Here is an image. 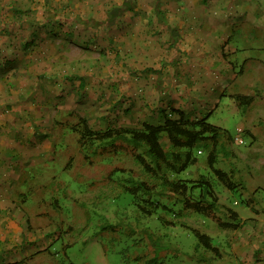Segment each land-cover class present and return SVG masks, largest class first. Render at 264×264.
Wrapping results in <instances>:
<instances>
[{"label": "rangeland", "instance_id": "obj_1", "mask_svg": "<svg viewBox=\"0 0 264 264\" xmlns=\"http://www.w3.org/2000/svg\"><path fill=\"white\" fill-rule=\"evenodd\" d=\"M208 4L0 0V63L12 62L0 75V157L14 160L16 155L1 148L16 144L30 153L38 151L41 163L54 161L14 185L11 206L27 212L35 233L41 229L46 236L40 241L36 234L26 244V227L22 243L10 234L6 249L23 257L44 251L25 264H146L151 259L160 264H233L221 261L230 254L226 246L236 239L235 231L219 226L231 220L227 209L243 218L258 216L264 223L262 43L248 40L253 49L239 51L232 62L230 55L210 51L205 47V14L207 8L218 7ZM68 32L74 42L66 40ZM34 35L38 46L26 50L24 44ZM236 96L254 97V102L243 105ZM170 105L193 119L211 115L210 122L227 132L215 167L239 184L237 191L216 179L207 148H200L197 164L179 176L186 181L205 177L212 184L220 208L209 218L172 204L165 195L161 199L179 214L159 210L146 215L124 192L130 178L151 183L131 148L122 143L116 149L98 148L87 159L71 131L81 118L97 131L108 126L140 129L145 122L159 125L160 110ZM238 128L244 130L245 145L234 141ZM161 143L171 150L166 135ZM104 225L113 233L98 230ZM191 230L209 235L214 245L220 242V255L199 248ZM137 258L143 262H135Z\"/></svg>", "mask_w": 264, "mask_h": 264}, {"label": "trees", "instance_id": "obj_2", "mask_svg": "<svg viewBox=\"0 0 264 264\" xmlns=\"http://www.w3.org/2000/svg\"><path fill=\"white\" fill-rule=\"evenodd\" d=\"M117 13L118 9L112 12L114 16H118ZM48 27L45 26V29ZM49 32L53 36L56 34L53 30ZM67 39L71 42L76 40L72 32H68ZM37 42L38 39L34 35L32 41L24 44V47L28 50L29 48L38 46L39 43ZM11 64L12 62L10 61L0 63V75L6 72L11 67ZM235 99L247 106H251L254 102V97L249 96H236ZM160 115L163 122L159 125L145 122L140 129L108 126L106 129L99 131L92 129L88 121L81 118L78 123L71 127V131L78 135V144L87 155V159L90 156L89 154L96 153L98 148L116 149L119 143L131 148L134 153V160L151 179V183L140 182L130 178L123 185L124 192L134 199L135 205L146 215L154 216L159 210H164L169 215L174 214V216H177L175 215V209L161 199L165 195L169 200L174 202L172 204H182L184 210L195 212L206 218L214 216L220 208V203L212 184L205 177H202L199 181H186L179 176L197 164V153L202 154V151H199V149L207 148L209 149V167L216 179L227 190L232 192L237 191L239 184L233 181L228 174L215 167L222 139L227 137V132L210 122L211 115H206L201 119H193L189 113L171 105L167 109L160 110ZM163 135L167 136L171 150H166L162 146ZM71 163L72 161L70 160L68 166ZM115 173L116 171L113 174ZM158 188H160L161 192L157 194L155 192ZM227 212L231 220L219 223V226L223 229L237 231L240 228L238 214L231 208H228ZM169 224L176 226V223L173 221H170ZM108 227L104 225L98 227V230L113 233V230ZM191 231L198 239L199 248H204L207 252L220 255L219 248L214 245L212 237L196 230ZM215 243L218 242L215 241ZM162 246L160 247L161 250ZM49 251L50 248H47L46 252ZM41 252H37L36 255ZM134 260L137 263L143 262L141 258ZM145 262L146 264H160L156 259ZM25 263L24 261H20L11 264Z\"/></svg>", "mask_w": 264, "mask_h": 264}, {"label": "crops", "instance_id": "obj_3", "mask_svg": "<svg viewBox=\"0 0 264 264\" xmlns=\"http://www.w3.org/2000/svg\"><path fill=\"white\" fill-rule=\"evenodd\" d=\"M212 3L218 8L216 10L206 9L207 13L204 20L205 47L210 48V51L218 55H230L228 59L230 62L236 61L232 57L237 55L239 51L253 49L251 42H247L248 40L261 41L262 49L260 50L264 52V0H209L208 6ZM194 36L196 37V35ZM234 39L237 42H233L235 43L233 45L237 47L232 46ZM249 64L250 62L247 59L242 68L246 70ZM251 68L254 69L252 64ZM256 69L258 72L262 69L259 63ZM15 145L1 148V150H5L4 152H11L16 155V158L11 160L8 157H0V247L2 248L0 249V264H8L10 259H14L15 262H26L29 258H32L31 256H37V252L30 251V254L23 257L21 253L17 254L11 248L6 249L5 246L9 245L6 241L11 237L10 234L14 240L17 238L22 243L26 236V227L29 231L28 239H25L26 244H29L27 241L33 242L36 239V234L42 236L40 241L46 237L42 231L40 232L41 229H38L35 233L30 225L31 216L27 217V212L23 209L12 207L11 205L14 204L11 198L15 194L14 185L20 182L22 176L34 175L31 170L53 160L48 162L45 160L41 163L42 160L36 159V157L39 158L38 151L30 153L27 148L20 145L15 147ZM37 150L39 149L37 148ZM20 153L25 154L20 156ZM236 213L240 220V228L234 233L236 237L233 240L234 243L231 242L226 246L230 254L228 252L223 254L221 261L236 262V264H264V223L258 216L243 218L238 212ZM219 245L220 242L216 243V246L219 247ZM224 255H226V258H224Z\"/></svg>", "mask_w": 264, "mask_h": 264}, {"label": "built area", "instance_id": "obj_4", "mask_svg": "<svg viewBox=\"0 0 264 264\" xmlns=\"http://www.w3.org/2000/svg\"><path fill=\"white\" fill-rule=\"evenodd\" d=\"M244 130L242 128L237 129V136L235 137L234 141L238 145H245V139L243 138Z\"/></svg>", "mask_w": 264, "mask_h": 264}]
</instances>
